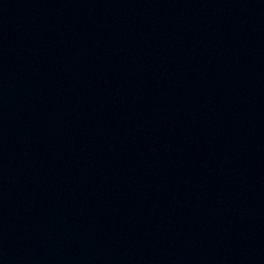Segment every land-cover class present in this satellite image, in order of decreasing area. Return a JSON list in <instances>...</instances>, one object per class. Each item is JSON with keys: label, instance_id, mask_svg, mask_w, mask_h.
Masks as SVG:
<instances>
[{"label": "water", "instance_id": "obj_1", "mask_svg": "<svg viewBox=\"0 0 264 264\" xmlns=\"http://www.w3.org/2000/svg\"><path fill=\"white\" fill-rule=\"evenodd\" d=\"M0 264H264V0H0Z\"/></svg>", "mask_w": 264, "mask_h": 264}]
</instances>
